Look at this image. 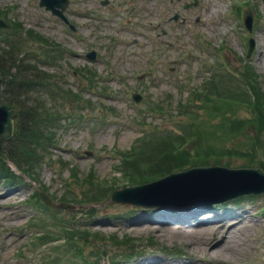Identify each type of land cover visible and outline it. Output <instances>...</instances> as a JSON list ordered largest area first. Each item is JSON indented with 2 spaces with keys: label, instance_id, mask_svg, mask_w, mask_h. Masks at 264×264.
<instances>
[{
  "label": "rangeland",
  "instance_id": "obj_1",
  "mask_svg": "<svg viewBox=\"0 0 264 264\" xmlns=\"http://www.w3.org/2000/svg\"><path fill=\"white\" fill-rule=\"evenodd\" d=\"M68 1L63 12L73 30L39 7L37 0H0V9L7 12L3 18L10 22L17 19L23 28L34 31L24 45L27 56L44 55L37 46L40 41L34 39L39 35L61 45L65 51L61 59L53 65L43 61L40 66L50 78L60 80L61 89L78 97L69 101L59 93L51 102L45 89L39 87L36 91L42 99L36 103L34 94H28L35 104L54 107L65 117L49 135L53 144H37L43 162L36 167L26 166L34 181L10 163L19 176L12 174L0 183V264L75 262L63 252L81 254L93 264H205L200 256L205 255L204 246L189 247L194 244L192 239L186 240L181 233H154L137 225L156 224L163 229L177 219L196 226L199 220L215 223L220 218H241L243 222L233 230L237 250L221 259L223 263L264 264L262 194L252 199H232L223 208V203L191 205L194 208L187 205L169 211L175 215L174 220L165 218L167 212L109 201V188L143 182L131 181L129 174L118 172L115 167L120 165L119 160L113 157L129 151L141 133L163 132L143 136L145 141L134 155L137 166L159 163L160 156L166 157L160 162L165 170L205 165L204 158L206 165L260 166L253 158V140L264 151V122L253 114L254 107L239 75L248 67L244 56L248 38L252 37L254 49L246 60L254 67L264 92L263 1L249 0L250 7H246V0H197L196 6L187 8L182 7L184 2L192 0ZM238 4L240 11L235 10ZM248 8L254 19L251 33L242 20ZM174 12L179 13V19L169 21ZM3 33L8 32H0V38ZM90 50L95 53L94 60L86 57ZM206 78L208 81L202 84ZM205 85H210L214 93L233 97H206L202 92ZM11 89L0 85V94L13 99L17 93ZM132 92L141 95L138 103L131 99ZM74 111L83 116H78V121H67L66 116ZM187 131L191 134L180 147L178 143ZM171 134L178 138H171ZM17 142L12 135L1 141V148L17 150ZM172 142L185 151L169 156ZM223 148H231V154L218 155V149ZM260 164L264 167V161ZM162 172L159 170L157 175ZM144 177L149 179L155 174L146 173ZM37 190L47 192L54 201L74 203L75 208H45L35 195ZM200 213L203 215L198 216ZM71 230L76 235L68 238ZM41 231L54 240L41 242L37 239ZM212 237L209 233L206 239Z\"/></svg>",
  "mask_w": 264,
  "mask_h": 264
},
{
  "label": "trees",
  "instance_id": "obj_2",
  "mask_svg": "<svg viewBox=\"0 0 264 264\" xmlns=\"http://www.w3.org/2000/svg\"><path fill=\"white\" fill-rule=\"evenodd\" d=\"M35 39H38L40 41V47L43 49V54H45L46 52L48 53L47 56L43 55V57L45 56L46 59H50L51 62L55 61L56 58L54 57V55L48 52L50 51L56 55L57 51L52 48L55 43H50L46 40V38L44 39V36L42 35L35 37ZM25 40L26 38L23 40V42L20 43V45L25 44ZM25 55L26 54L24 52L22 53L19 47L15 49V43H13L12 48L10 43H8V48L6 50H0V85H4L5 87H7L8 91L9 87L12 88L11 90L13 92L14 89H16L15 92L17 93L16 96H12L13 99L7 98L4 94H0V100L14 104L17 107L16 116L18 119L15 132V136L18 139V142L16 143L18 149H5L3 154H1L0 156V174L3 175L7 174L4 173V171L7 170V167L1 166L5 164L6 158L12 160L15 164H17L19 169L22 171H25L23 170V168H26V166L28 165L31 167H36L42 161L41 157L37 154L36 151V148L40 149L41 146H37V144L41 142H49L47 143L48 145L52 144L49 137L51 133H54L52 131L51 121L54 120V116H57L60 113V110H54V107L46 108L43 104L40 105L33 102L34 100L36 103H38L39 100L42 99V97L40 94L35 93L36 91H34V86L32 87V85L42 84L39 81H44L45 76L39 74L40 72H38L39 70L37 63L29 65L28 58ZM247 65L248 67L245 66L243 72H241L240 74L244 79V83L248 86V89H245L247 93L249 91L248 95L250 99V106L253 105L254 107V110H252V112L258 121L264 122V93L259 84L257 74L253 70L252 66H250V64ZM4 80H6L5 83H3ZM15 84L17 85V88H15ZM203 88L204 89L202 90V92L204 93V96L206 95V97L209 94H212L224 100L233 97L230 95H219L217 93H214L210 85H205L203 86ZM31 91H33L34 94V96L32 97L33 100L27 97V94ZM46 93L49 94L52 101H54L58 97L59 93L63 94L62 98H67L69 101L78 100L76 98L77 95L72 94L71 91L61 89L59 85H56L54 83L47 84ZM24 95L26 96L25 98L19 99V97ZM234 100L238 102L237 99ZM157 108H161V106ZM229 132L233 133V131ZM162 133H149L144 136H158ZM190 134L191 133L187 131V133L182 136L183 141H181V143H178L180 147H184L183 143L186 141V137L190 136ZM171 135V138H178V136H174V134ZM144 141V137H142L136 145H133L129 149V151L118 153L120 165L116 170L124 174H129V178L131 181L140 182L147 180L144 177V174L146 173L149 175L155 174V176H159L165 172L170 171L165 170V168H163L162 164L160 163L166 161V157L164 156H160L158 158L159 163H151L144 166L138 164L137 166V157L135 158L134 155L136 150L141 147ZM178 144L177 142H172V144L170 145L171 147L168 150L169 156H174L177 153L185 151L182 148H179ZM258 145L262 150L261 145ZM231 150V148H223L222 150L218 149L217 152H219L218 155H230ZM213 152L216 153L215 150H213ZM209 154L210 153L206 154L204 157H207ZM204 162H206V158H204ZM19 165H21V167ZM159 170H162L164 172L157 175Z\"/></svg>",
  "mask_w": 264,
  "mask_h": 264
},
{
  "label": "water",
  "instance_id": "obj_3",
  "mask_svg": "<svg viewBox=\"0 0 264 264\" xmlns=\"http://www.w3.org/2000/svg\"><path fill=\"white\" fill-rule=\"evenodd\" d=\"M40 5H44L46 9H50L52 13L62 15V10L67 4V0H40ZM252 17L250 12L245 14V23L251 30ZM5 26L3 20L0 19V27ZM253 47V39L249 40V49L247 56ZM133 98L139 101L140 95L133 94ZM14 109H8L6 104L0 105V142L8 138L12 134V116ZM181 180H191L190 183H184L180 188L175 189L177 194H201L205 192H213L222 189L227 191L223 197H216L206 201L207 203L221 202L229 198L237 197L247 193H264V172L260 168H239L228 169L220 166L192 167L186 171L173 172L155 181L126 187L111 192L112 201L129 202L143 206H157L163 204V201L155 202V189H163ZM43 200L52 206H62L70 208L71 204L54 203L50 198L41 193Z\"/></svg>",
  "mask_w": 264,
  "mask_h": 264
},
{
  "label": "bare ground",
  "instance_id": "obj_4",
  "mask_svg": "<svg viewBox=\"0 0 264 264\" xmlns=\"http://www.w3.org/2000/svg\"><path fill=\"white\" fill-rule=\"evenodd\" d=\"M217 9V6L214 7V10ZM165 209L170 210H177L180 209L179 207H173V206H166ZM192 210V209H191ZM203 214H198V216H201ZM18 217L22 216V213L17 214ZM175 215H172L171 212H169L165 218L174 220ZM203 223V224H202ZM242 224L243 222L241 219H219L215 223L211 222H204L202 220H199V223L196 226H190L186 222V220L177 219L176 222L171 224H165L164 228L161 229V226H158L156 224H138L137 226L141 228H147L150 231H153L154 233H160L165 234L169 233L170 235L172 233L175 234H182L185 236L186 240H191L194 244H190L189 247H200V245L204 246V254L200 255L203 259H205V264H224L223 261L231 257L234 252L237 250V245L235 243V234L234 231L239 224ZM164 230V232H162ZM211 233L213 235L212 238L206 239L207 235ZM218 234V235H216ZM202 235H205L204 237L200 238ZM194 236H196L199 240L196 242L194 239ZM218 259V260H217ZM220 259V260H219ZM224 259V260H221ZM150 264H161L159 262L156 263H150ZM166 264V263H163Z\"/></svg>",
  "mask_w": 264,
  "mask_h": 264
}]
</instances>
